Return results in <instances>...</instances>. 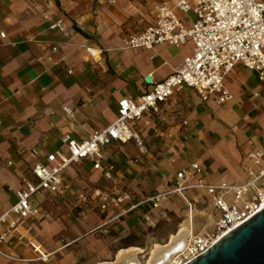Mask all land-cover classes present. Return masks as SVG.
Listing matches in <instances>:
<instances>
[{
  "label": "crops",
  "instance_id": "0c3cea01",
  "mask_svg": "<svg viewBox=\"0 0 264 264\" xmlns=\"http://www.w3.org/2000/svg\"><path fill=\"white\" fill-rule=\"evenodd\" d=\"M174 1L0 0V32L5 33L0 38V215L15 201L20 178L34 180L31 150L41 157L66 152L64 134L87 140L94 130L115 120L121 98L139 101L145 90L143 77L162 81L180 68L191 54L190 43L178 48L164 43L151 49H122L120 43L153 24L158 5ZM181 18L187 24L192 19ZM59 20L64 33L50 31V24ZM51 44L59 47L63 58L59 66L39 60ZM86 48L97 52L96 57ZM225 85L233 100L223 105L203 103L189 89L161 105L149 128L137 127L144 138V155L132 142L103 148L104 158L119 171L114 182L103 180L86 161L65 170L67 194L35 196L39 214L19 220L8 233L0 246V264L112 262L120 250H143L144 241L153 239L148 228L158 224L165 210L178 221L164 244L182 225L191 229L192 236L204 234L205 228L196 224L204 216L202 206L210 207L212 223L217 215L202 190L167 196L152 211L150 204H143L112 222L113 212L79 218L83 204L78 201L81 195L94 190L107 194L114 187H124L136 201H144L168 192L175 173L193 163L203 167L209 183H244V167L250 164L246 154L253 148L264 153V82L237 65ZM138 157L143 164H132ZM140 237L143 244L137 241ZM31 243L48 255L47 262L37 260Z\"/></svg>",
  "mask_w": 264,
  "mask_h": 264
},
{
  "label": "built area",
  "instance_id": "2783aa9c",
  "mask_svg": "<svg viewBox=\"0 0 264 264\" xmlns=\"http://www.w3.org/2000/svg\"><path fill=\"white\" fill-rule=\"evenodd\" d=\"M155 11V22L139 33L121 38V48L151 49L164 43L178 48L190 43L191 54L182 60L175 73L162 81H155L151 75L143 77L145 90L139 101L121 98L115 120L105 128L94 130L87 140L76 141L70 134H64L61 142L66 152L56 151L41 157L37 150L30 151L35 159L30 168L34 180L20 178L19 187L14 191L15 201L0 215L3 227L0 246L19 220L39 214L34 199L37 194L59 197L67 194L69 183L65 182L63 174L73 165L89 162L103 180L114 182L119 171L104 158L102 149L132 142L144 155V138L137 127L149 128L152 118L160 114L161 105L183 89L191 90L203 103L214 101L223 105L233 100L225 81L235 66H242L254 73L259 82H264V0H176L158 5ZM183 15L192 18L189 24L181 18ZM49 30L64 33L62 21L50 24ZM0 38H5L4 32H0ZM86 50L91 57H96L97 52ZM39 60L51 66L63 62L55 44L49 45ZM186 123L182 121V125ZM246 158L250 164L244 167L246 179L240 185H228L224 181L209 183L203 167L193 163L186 170L175 173L173 187L168 192L153 194L144 201H136L124 187H114L107 194L94 190L81 195L78 203L83 207L78 216L85 219L91 212H113L112 222L143 204H150L152 211L158 209L167 196L202 190L209 197L217 218L211 232L188 239L184 250L169 262L187 264L205 253L220 235L235 229L264 208V168L261 167L264 153L253 148ZM131 162L143 164L140 157ZM30 247L38 255V261L47 262L48 255L41 252L39 245L31 243ZM0 255L3 256L1 250Z\"/></svg>",
  "mask_w": 264,
  "mask_h": 264
},
{
  "label": "water",
  "instance_id": "95a60500",
  "mask_svg": "<svg viewBox=\"0 0 264 264\" xmlns=\"http://www.w3.org/2000/svg\"><path fill=\"white\" fill-rule=\"evenodd\" d=\"M187 264H264V208Z\"/></svg>",
  "mask_w": 264,
  "mask_h": 264
},
{
  "label": "bare ground",
  "instance_id": "6f19581e",
  "mask_svg": "<svg viewBox=\"0 0 264 264\" xmlns=\"http://www.w3.org/2000/svg\"><path fill=\"white\" fill-rule=\"evenodd\" d=\"M230 231L222 234V236L220 235L215 243ZM191 237H193L191 229L186 225H182L177 233L169 238L166 244L153 246L152 250L149 251L147 260L143 263L138 259L139 254L142 252L141 249L131 247L118 251L114 261L100 262L97 264H169V262L184 250L188 239Z\"/></svg>",
  "mask_w": 264,
  "mask_h": 264
},
{
  "label": "rangeland",
  "instance_id": "374dc122",
  "mask_svg": "<svg viewBox=\"0 0 264 264\" xmlns=\"http://www.w3.org/2000/svg\"><path fill=\"white\" fill-rule=\"evenodd\" d=\"M187 20L190 21L189 18ZM202 211H204V216H201L198 219L200 220L198 221L199 223L196 222V224H200L202 228H205L203 230V233L211 232L214 229V222L212 223V219H211V215H212L211 209L206 204V206H202ZM159 216H160V219H159L158 224L154 228H148L149 231L152 230L153 232V235H152L153 239L150 241H146V240L144 241V238L140 237L137 240L138 242H142V244H143V241L146 243L143 249V250H146V252L143 253V250H141L142 252L138 256V259L141 263L147 260L149 256V251L152 250L153 246H155L153 245L152 247H150L151 243L157 242L160 245L164 244V242L168 238V234L173 233L177 228L178 219L174 216L172 212L165 210V214L164 215L160 214Z\"/></svg>",
  "mask_w": 264,
  "mask_h": 264
}]
</instances>
